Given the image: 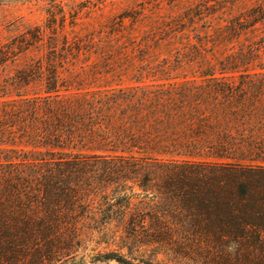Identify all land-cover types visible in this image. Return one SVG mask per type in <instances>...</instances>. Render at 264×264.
Segmentation results:
<instances>
[{
    "label": "trees",
    "instance_id": "16d2710c",
    "mask_svg": "<svg viewBox=\"0 0 264 264\" xmlns=\"http://www.w3.org/2000/svg\"><path fill=\"white\" fill-rule=\"evenodd\" d=\"M39 42L1 47L0 69ZM63 64L29 63L0 86V264L65 262L116 217L135 240L264 263V68L241 75L229 56L199 81L90 90L64 82ZM129 183L137 193L106 191ZM111 263L153 264L90 262Z\"/></svg>",
    "mask_w": 264,
    "mask_h": 264
},
{
    "label": "rangeland",
    "instance_id": "374dc122",
    "mask_svg": "<svg viewBox=\"0 0 264 264\" xmlns=\"http://www.w3.org/2000/svg\"><path fill=\"white\" fill-rule=\"evenodd\" d=\"M36 31L39 46L0 69V86L16 70L46 58L64 63L59 70L64 82L90 90L164 79L199 81L229 56L243 63L240 73L264 68V0H0V48ZM240 54L247 55L246 62ZM39 92L38 87L29 90ZM132 187L107 186L106 191L130 193ZM124 223L116 217L99 233L87 235L75 256L60 264H90L108 253L133 263L264 264L206 250L196 256L188 245L135 240L125 234Z\"/></svg>",
    "mask_w": 264,
    "mask_h": 264
}]
</instances>
